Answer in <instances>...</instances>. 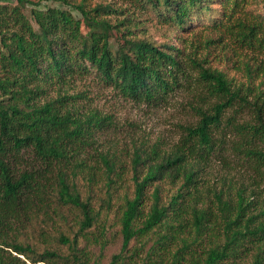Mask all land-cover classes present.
Listing matches in <instances>:
<instances>
[{
	"label": "trees",
	"instance_id": "trees-1",
	"mask_svg": "<svg viewBox=\"0 0 264 264\" xmlns=\"http://www.w3.org/2000/svg\"><path fill=\"white\" fill-rule=\"evenodd\" d=\"M13 1L0 3V264H92L89 245L105 248L115 222L123 244L110 264L139 257L130 245L144 238L146 264H264V63L246 64V83L201 67L214 104L170 151L135 142L129 162L93 148L111 120L67 89L95 74L135 102L165 99L185 75L174 39L207 18L227 26L238 0H132L161 41L110 4ZM239 27L238 40L264 51V27ZM228 150L257 179L211 183Z\"/></svg>",
	"mask_w": 264,
	"mask_h": 264
},
{
	"label": "rangeland",
	"instance_id": "rangeland-1",
	"mask_svg": "<svg viewBox=\"0 0 264 264\" xmlns=\"http://www.w3.org/2000/svg\"><path fill=\"white\" fill-rule=\"evenodd\" d=\"M238 2L240 7L236 8L230 20L226 22L227 26H221L219 29L207 26L214 23L213 18H211L212 20L207 18L204 22H199L196 28H189L191 31L182 32L184 40L174 39L178 48L184 53L179 55V59L182 61L185 75L181 79L180 86L170 92L165 99L153 102H135L122 97L95 74L76 77L70 82L67 87L69 93L83 95L82 97L86 98L84 105H88L103 116H108L111 120V126L96 133L93 148L106 150L113 147L127 162L132 156L133 143L135 142L144 141L149 146L159 145L163 151H170L183 138L187 126L198 124L199 110L205 111L215 102L210 91L206 89V82L201 78V67L224 72L229 79H234L238 83H246V64L255 68L264 63V51L259 49L258 44L254 49L243 44L238 40L236 33L240 30V24L264 27V0H238ZM0 3L15 4L16 2L0 0ZM98 4L112 5L121 13L116 15L119 19H123L125 15H128V12H135L138 17L143 19L144 23H147L152 34H155L156 40H162V37L155 32L156 27L152 21L142 17L144 14L141 15L142 13L132 3V0L91 1L92 7ZM213 5L214 8L221 10V1ZM47 6L67 8L65 4L58 1H44L40 7L43 9ZM202 23L205 27L201 26ZM261 80L262 78H259L256 82L259 83ZM230 114L231 112L228 113V116ZM229 131L224 123L216 135L218 138H225ZM230 143V141L227 142L228 149ZM88 149L92 150L91 147ZM228 152L230 150L225 152V160L219 155V158L213 162V169L207 175L204 174L211 183H219V179L228 173L235 180L245 183H252L255 178L257 179L252 169L242 158ZM130 176L131 174L128 173V178ZM260 190L264 195V183L261 184ZM146 207L148 210L149 206ZM113 217L118 219L117 215H113ZM107 239L108 243L103 249L95 243L89 245L88 250L92 254V264H110L113 256L120 253L123 237L118 222L110 227ZM146 241V238L135 239L131 243L130 255L135 249L140 250V256L131 261H136L133 264H146L144 257L152 244V242L146 243ZM144 244L146 246L142 249ZM131 262L128 260L126 264Z\"/></svg>",
	"mask_w": 264,
	"mask_h": 264
}]
</instances>
